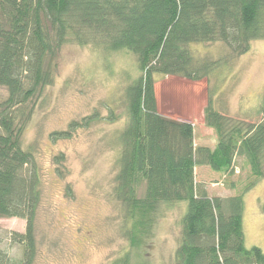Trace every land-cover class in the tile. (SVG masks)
I'll return each instance as SVG.
<instances>
[{
	"label": "trees",
	"instance_id": "1",
	"mask_svg": "<svg viewBox=\"0 0 264 264\" xmlns=\"http://www.w3.org/2000/svg\"><path fill=\"white\" fill-rule=\"evenodd\" d=\"M257 39H264V0H0V219L26 221L24 233L10 235L20 255L0 248V264H34L38 255L41 173L23 138L68 43L126 51L137 61L140 76L124 94L129 120L118 137L113 189L129 245L144 240L161 205L183 203L175 264H264V251L245 243L244 194L211 195L196 177L202 166L234 175L242 158L256 180L264 178V121H233L211 94L205 124L218 142L197 145L192 122L162 115L155 94L156 75L211 79ZM202 43H221L227 53L200 58L191 46ZM79 126L73 121L52 137L69 138Z\"/></svg>",
	"mask_w": 264,
	"mask_h": 264
},
{
	"label": "rangeland",
	"instance_id": "2",
	"mask_svg": "<svg viewBox=\"0 0 264 264\" xmlns=\"http://www.w3.org/2000/svg\"><path fill=\"white\" fill-rule=\"evenodd\" d=\"M191 47L200 58L218 59L227 53L221 43ZM106 52L92 45H64L56 58L54 81L37 100L25 132L23 145L34 153L41 173L39 251L34 264H120L124 254L123 264H175L183 203L161 205L144 240L135 238L133 247L123 231L122 206L113 191L118 137L129 120L125 89L140 72L132 53ZM155 80L159 112L192 122L197 145L214 147L218 142L214 128L205 124L211 94L233 121H264V39L252 41L247 53L215 71L211 79L156 75ZM5 96L6 90L0 87V99ZM88 117L87 125L82 124ZM73 121L80 126L69 138L52 137ZM243 164L237 158L236 173L226 177L214 175L207 166L198 167L197 182L211 195L244 194L246 246L264 251V178L256 180L247 165L242 169ZM138 193L144 194L142 189ZM25 229L24 219L1 218L0 248L20 255L10 235Z\"/></svg>",
	"mask_w": 264,
	"mask_h": 264
}]
</instances>
